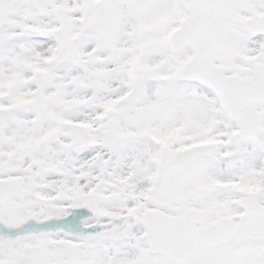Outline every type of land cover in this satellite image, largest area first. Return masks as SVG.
<instances>
[{
	"label": "snow or ice",
	"instance_id": "1",
	"mask_svg": "<svg viewBox=\"0 0 264 264\" xmlns=\"http://www.w3.org/2000/svg\"><path fill=\"white\" fill-rule=\"evenodd\" d=\"M0 264H264V0H0Z\"/></svg>",
	"mask_w": 264,
	"mask_h": 264
}]
</instances>
